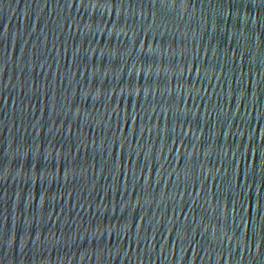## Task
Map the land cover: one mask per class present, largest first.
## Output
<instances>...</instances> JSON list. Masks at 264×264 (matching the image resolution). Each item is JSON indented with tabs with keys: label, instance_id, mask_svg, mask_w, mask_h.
I'll return each instance as SVG.
<instances>
[{
	"label": "water",
	"instance_id": "water-1",
	"mask_svg": "<svg viewBox=\"0 0 264 264\" xmlns=\"http://www.w3.org/2000/svg\"><path fill=\"white\" fill-rule=\"evenodd\" d=\"M0 264H264V0H0Z\"/></svg>",
	"mask_w": 264,
	"mask_h": 264
}]
</instances>
